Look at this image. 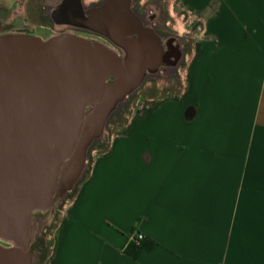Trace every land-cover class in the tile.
<instances>
[{
  "label": "crops",
  "instance_id": "crops-1",
  "mask_svg": "<svg viewBox=\"0 0 264 264\" xmlns=\"http://www.w3.org/2000/svg\"><path fill=\"white\" fill-rule=\"evenodd\" d=\"M188 89L136 104L47 264H264V0H183ZM138 233L157 244L137 257Z\"/></svg>",
  "mask_w": 264,
  "mask_h": 264
},
{
  "label": "water",
  "instance_id": "water-1",
  "mask_svg": "<svg viewBox=\"0 0 264 264\" xmlns=\"http://www.w3.org/2000/svg\"><path fill=\"white\" fill-rule=\"evenodd\" d=\"M119 17L126 34L112 22ZM83 22L127 54L72 33L0 35V264H31L34 214L51 210L58 190L80 176L88 124L101 127L158 60V39L127 0H109Z\"/></svg>",
  "mask_w": 264,
  "mask_h": 264
},
{
  "label": "rangeland",
  "instance_id": "rangeland-1",
  "mask_svg": "<svg viewBox=\"0 0 264 264\" xmlns=\"http://www.w3.org/2000/svg\"><path fill=\"white\" fill-rule=\"evenodd\" d=\"M68 1L82 11L99 2L101 3L99 6H102L109 0H0V28H3L0 35L27 33L42 39L60 35L62 33L58 28L62 25L61 10ZM127 1L130 10L138 17L141 27L153 31L160 41L158 60L150 76L136 89L118 100L101 127L88 124L89 138L81 175L74 180L69 190L65 192H62L61 188L58 190L51 210L34 214L29 246L32 254L31 264L48 263L55 251L67 205L73 200L90 171L94 156L106 150L111 140L124 131L131 118L133 107L141 103L145 96L173 95L188 89L189 64L194 58L192 50L197 35L194 30L196 20L191 17L185 2L183 0ZM90 17L80 12L70 24L95 30L83 22ZM172 49L179 51L180 57L167 60L165 52Z\"/></svg>",
  "mask_w": 264,
  "mask_h": 264
},
{
  "label": "flooded vegetation",
  "instance_id": "flooded-vegetation-1",
  "mask_svg": "<svg viewBox=\"0 0 264 264\" xmlns=\"http://www.w3.org/2000/svg\"><path fill=\"white\" fill-rule=\"evenodd\" d=\"M100 4L101 3L99 2L98 4L97 3L93 4L87 9H84V10L82 9V11H79V9H77L76 6L71 3V1H68L67 3H65V5H63L62 10H61V16H63L61 17L62 25L61 27L58 28V31H60L61 33H72L74 35H79V36H83L86 38L99 40V41H102L103 43L105 42V44L108 45L111 49H113L117 54H119L120 56H124L127 54V50L125 49V47L113 41L106 34L101 33L97 30H92L86 27H82L80 25L70 24L72 21H74L75 15L79 14L80 12H83L88 16H94L96 9L101 7L99 6ZM62 21H64L65 23ZM112 22H115L118 25H120L119 29L121 33L126 34L128 32V29L124 26L126 24V19H124L123 17H119V19L114 18ZM1 31H3V28H0V32ZM124 36L132 40H137L139 39V37H141L138 33L127 34ZM165 53H166L167 60L172 59L173 57H176V58L180 57V52L175 49H172L171 51L165 52ZM152 70L153 69H150L151 73H152ZM149 76L150 74L146 78H148Z\"/></svg>",
  "mask_w": 264,
  "mask_h": 264
},
{
  "label": "trees",
  "instance_id": "trees-1",
  "mask_svg": "<svg viewBox=\"0 0 264 264\" xmlns=\"http://www.w3.org/2000/svg\"><path fill=\"white\" fill-rule=\"evenodd\" d=\"M157 242L151 238L144 237L143 239H138L135 237L132 241L128 242L125 246V251L129 252L133 257H137L143 250L152 249Z\"/></svg>",
  "mask_w": 264,
  "mask_h": 264
},
{
  "label": "bare ground",
  "instance_id": "bare-ground-1",
  "mask_svg": "<svg viewBox=\"0 0 264 264\" xmlns=\"http://www.w3.org/2000/svg\"><path fill=\"white\" fill-rule=\"evenodd\" d=\"M158 43H159V46H161L159 40H158ZM150 73H151V72H150V69H146V70L144 71L143 80H144V79H145ZM141 82H142V81H141ZM141 82H139L137 85L139 86V85L141 84ZM84 165H85V160H84V162L82 163V167H81V170H80V175H81V172H82V170H83V168H84ZM78 177H79V176H78ZM78 177H77V176H76V177H73V178L67 183L66 186H64L63 188H61V189H62V192H65V191L69 190L71 184H72V183L74 182V180H76Z\"/></svg>",
  "mask_w": 264,
  "mask_h": 264
},
{
  "label": "built area",
  "instance_id": "built-area-1",
  "mask_svg": "<svg viewBox=\"0 0 264 264\" xmlns=\"http://www.w3.org/2000/svg\"><path fill=\"white\" fill-rule=\"evenodd\" d=\"M136 237H137L138 239H143V238L145 237V235H144L143 233H138V234L136 235Z\"/></svg>",
  "mask_w": 264,
  "mask_h": 264
}]
</instances>
